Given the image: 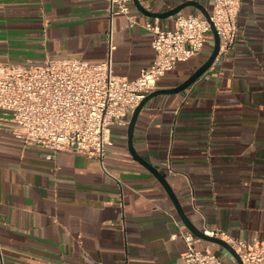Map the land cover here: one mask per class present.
Segmentation results:
<instances>
[{
  "label": "crops",
  "instance_id": "0c3cea01",
  "mask_svg": "<svg viewBox=\"0 0 264 264\" xmlns=\"http://www.w3.org/2000/svg\"><path fill=\"white\" fill-rule=\"evenodd\" d=\"M139 1L153 13L189 4L160 18L133 1L129 16L111 18L109 0H0V63L101 62L113 46L114 74L132 80L155 56L146 22L173 29L177 16L205 18L214 3ZM238 27L234 46L190 87L146 102L133 146L167 178L197 228L255 244L264 243V0H243ZM214 43L211 33L200 54L167 72L156 90L186 81ZM133 112L127 125L111 126L106 171L95 156L17 139L0 119V264H182L180 234L191 231L129 149ZM194 247L226 257L197 236Z\"/></svg>",
  "mask_w": 264,
  "mask_h": 264
},
{
  "label": "built area",
  "instance_id": "2783aa9c",
  "mask_svg": "<svg viewBox=\"0 0 264 264\" xmlns=\"http://www.w3.org/2000/svg\"><path fill=\"white\" fill-rule=\"evenodd\" d=\"M133 0H109L111 18L129 16ZM243 0H214L210 19L194 14L175 18L173 29L155 19L145 23L153 34L152 63L135 79L113 72L111 46L101 62L80 58H47L40 64L0 63V119L3 129L17 139L51 152L68 151L100 160L111 144L113 125L128 124V114L156 90L160 79L180 63L200 54L212 33L220 37V51L231 49L238 34ZM47 154V158L51 157ZM222 237L239 254L243 264H264V243L247 244L227 233L206 231ZM187 251L182 264H225L215 253L194 247L195 236L182 232Z\"/></svg>",
  "mask_w": 264,
  "mask_h": 264
},
{
  "label": "water",
  "instance_id": "95a60500",
  "mask_svg": "<svg viewBox=\"0 0 264 264\" xmlns=\"http://www.w3.org/2000/svg\"><path fill=\"white\" fill-rule=\"evenodd\" d=\"M135 5L142 11L148 13L151 16H155V17H160V18H168L171 16H174L176 14H178L181 10H183L189 3H183L178 5L177 7L168 10L166 12L163 13H153V12H148L146 11L143 6L141 5L139 0H133ZM197 5V4H196ZM203 10V9H202ZM204 16L207 20H209L211 22L210 19V13L207 12L206 10H203ZM211 27H212V33L214 35V48L213 51L211 53V55L209 56V58L183 83H181L180 85L173 87V88H169V89H160V90H154L152 91L150 94H148L147 96H145V98L140 102V104L135 108L130 122H129V126H128V135H129V149L132 153V155L141 163L143 164L145 167H147L159 180L160 182L163 184V186L165 187L167 193L169 194L170 198L173 200L176 209L182 219V221L184 222V224L189 228V230L198 238L205 240V241H209L215 244H218L222 247H224L226 250H228L232 256L235 258L237 264H243L239 254L236 252V250L229 244L227 243L223 238L218 237V236H209L207 234H205L201 229L197 228L189 219V217L187 216V214L185 213L184 209L182 208L174 190L172 189V187L170 186L167 178L159 171L157 170L154 166L148 164L141 156H139L133 146V130H134V126L137 120V117L139 115L140 110L142 109V107L146 104V102L151 99L152 97L159 95V94H173V93H177V92H181L184 91L185 89H187L188 87H190L199 77H201L210 67L211 65L214 63L217 55L219 54L220 51V37L214 27V25L211 23Z\"/></svg>",
  "mask_w": 264,
  "mask_h": 264
},
{
  "label": "rangeland",
  "instance_id": "374dc122",
  "mask_svg": "<svg viewBox=\"0 0 264 264\" xmlns=\"http://www.w3.org/2000/svg\"><path fill=\"white\" fill-rule=\"evenodd\" d=\"M220 248L223 250V252L226 254V257H220L221 260L225 263V264H237L235 258L232 256V254L226 250L225 248L221 247Z\"/></svg>",
  "mask_w": 264,
  "mask_h": 264
}]
</instances>
